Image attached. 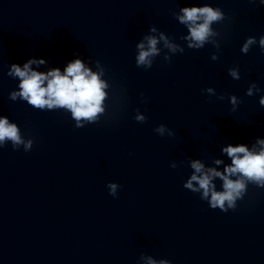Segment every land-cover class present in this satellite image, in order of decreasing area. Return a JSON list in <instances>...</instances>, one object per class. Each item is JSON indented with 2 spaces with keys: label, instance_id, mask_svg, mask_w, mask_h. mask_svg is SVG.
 Segmentation results:
<instances>
[{
  "label": "clouds",
  "instance_id": "obj_1",
  "mask_svg": "<svg viewBox=\"0 0 264 264\" xmlns=\"http://www.w3.org/2000/svg\"><path fill=\"white\" fill-rule=\"evenodd\" d=\"M261 3L264 4V0H261ZM181 12L182 15H179L177 19L181 24L187 25L190 35L186 39L191 41L189 47L196 49L202 48L208 38L216 34L212 32L210 25L225 18L224 13L218 7H184ZM151 30L155 31V28ZM163 38L162 35L161 39ZM146 39L148 48L145 49L143 43L138 45L140 51L136 58V64L138 67L145 66L147 70L152 67L149 57L156 55L158 50L155 37L149 36ZM256 43L255 37H248L243 45L242 52L247 54L250 46ZM258 43L261 50L264 51V36L260 37ZM168 47L173 51L176 50L174 45H168ZM212 58L216 59L215 56ZM33 63L42 64L44 61L30 59L24 63L23 67L15 63L11 65L7 74L19 78L20 89L19 92L10 94L9 98L11 100L15 101L19 97L37 109L67 108L77 121L76 128H83V125L79 123L81 120L93 122L98 113L103 112L101 104L105 96L103 89L106 85L97 74L86 68L80 59L69 63L63 75L58 68L49 71L47 74L34 71L31 69ZM229 74L233 79H240L237 69H230ZM253 89L257 92L260 91L257 85L253 83L246 94L251 96ZM202 91L214 94L212 88ZM223 98V96L218 97V99ZM230 102L233 105L238 103L235 96L230 97ZM259 103L264 106V97H261ZM135 119L142 123L145 122V117L142 115H137ZM154 131L162 136L165 132V126L161 124ZM169 135H172V133L169 132ZM6 140L12 142L13 149H18L21 144L24 145L25 151L32 149L33 141L29 140L25 143L19 135L17 126L10 124L7 117H4L0 118V146ZM258 143L264 146V140H259ZM223 151L231 157V166H226L223 173L215 168H209L204 171V165L200 161H192L191 167L194 169V173L183 186L193 193H198L202 190L201 199L207 200L210 208H218L222 212L227 213L229 209H236L237 199H242L246 192L245 180L242 178L233 180L230 179L231 176L239 173L241 177L247 178V181L254 182L258 187L264 188V147L258 153L249 151L243 144L235 147L229 145ZM216 163L220 164L221 161L217 160ZM172 167L175 168V165H172ZM197 173L200 175H197ZM216 177L223 181V191L215 190V185L212 181ZM193 182H196L198 187H195ZM107 187L109 194L116 197L120 185L110 182ZM147 264H157V261L149 257L147 258ZM159 264H170V261L161 260Z\"/></svg>",
  "mask_w": 264,
  "mask_h": 264
}]
</instances>
